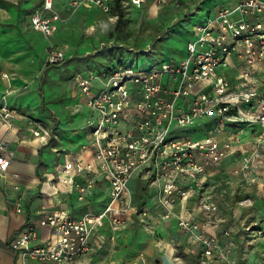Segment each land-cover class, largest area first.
<instances>
[{
    "label": "built area",
    "instance_id": "2783aa9c",
    "mask_svg": "<svg viewBox=\"0 0 264 264\" xmlns=\"http://www.w3.org/2000/svg\"><path fill=\"white\" fill-rule=\"evenodd\" d=\"M143 2L120 1L122 7H139ZM80 3L102 13L113 6V0ZM58 22L52 0H42L28 16L29 28L45 37L57 31ZM151 52V47L128 48L106 73L89 71L73 78L90 111L85 119L90 143L86 157L65 154L59 165L63 176L57 173L55 178L77 188L80 199L94 183L103 182L108 201L102 211L80 218L57 210L27 224L10 243L21 264H76L91 253L101 243L95 231L103 219L108 218L111 231L116 232L133 213L124 199L129 180L146 184L169 211L173 196L180 195V201L186 198L178 187L180 180L195 182L199 172L232 153L246 151L237 147L248 145V141L240 143L246 126L253 127L252 143L264 148V0H236L195 22L178 59L161 60L148 68L134 64L135 57ZM63 58L58 49L50 54L53 63ZM205 123H209L206 135L193 139L190 130L197 133ZM223 135L226 139L220 141ZM38 137L39 146L47 143L48 137ZM3 151L0 143L2 176L9 165ZM240 161L241 169H247L250 158L243 155ZM82 177L84 185L79 182ZM52 190L58 192L56 186ZM134 210L137 222L145 224L148 211ZM177 226L192 240L208 244L204 232L193 238L199 224L192 218L179 215ZM38 228L48 229L49 236L42 238Z\"/></svg>",
    "mask_w": 264,
    "mask_h": 264
},
{
    "label": "rangeland",
    "instance_id": "374dc122",
    "mask_svg": "<svg viewBox=\"0 0 264 264\" xmlns=\"http://www.w3.org/2000/svg\"><path fill=\"white\" fill-rule=\"evenodd\" d=\"M52 1L60 25L55 35L45 37L28 25L30 11L42 0H0V125L5 129L3 139L11 133L14 142L29 144L30 138L45 135L48 141L38 156L55 154L56 160L53 149L62 153L84 142L79 117L71 111L77 91L74 76L86 70H106L119 45L156 43L154 53L134 58L139 68L174 58L172 50L184 46L194 21L199 16L204 20V8L214 2L166 0L160 5L146 0L139 7L124 9L114 0L111 11L102 13L80 0ZM215 1L231 5L235 0ZM56 49L64 55L59 63L50 62ZM83 116H87L85 112ZM190 132L193 139L206 135L201 129ZM251 140L249 136L245 152L238 151L231 160L226 156L209 166L197 174L195 182L180 180L178 187L186 198L180 202V195L173 196L169 211L158 195L147 191L125 195L124 199L136 207L146 197L155 196L145 219L147 226H156L157 220L169 225L179 214L203 225L208 244L191 241L190 233L180 228L176 231L182 237L176 253L192 264H264V148L259 149ZM243 155L250 158L247 169H241L239 156ZM129 186L132 188L133 180ZM202 232L199 228L193 238ZM102 239L104 247L95 254L111 256L117 249V233L105 228Z\"/></svg>",
    "mask_w": 264,
    "mask_h": 264
},
{
    "label": "crops",
    "instance_id": "0c3cea01",
    "mask_svg": "<svg viewBox=\"0 0 264 264\" xmlns=\"http://www.w3.org/2000/svg\"><path fill=\"white\" fill-rule=\"evenodd\" d=\"M120 1L121 0L118 1V5L122 7ZM235 1L233 3H235ZM163 4L164 3H160V5ZM114 5L115 3L113 0V6ZM222 5H226L225 2L218 4L214 0L210 6L204 8L203 16L213 15L216 9ZM128 7L131 8L135 6L127 5L123 8L127 9ZM199 20H201L200 16L197 21ZM197 21H194V23ZM59 25L60 21L58 22V29ZM58 29L53 35L58 32ZM155 44V42L150 40L139 47H121L119 45L114 48L113 51L115 53L106 70H86L77 75L86 74L89 71L96 74H104L112 67L115 60L120 59L124 55L126 49L132 48L134 50H141L151 47L152 54L156 49L154 47ZM172 51L174 52H170L172 55H175L174 58L178 59L183 54L182 44L175 47ZM74 97L75 101L72 104L71 111L79 117V128L84 134V142L77 147L76 144L75 147H73L74 145L71 146V148L68 147L67 151L62 153L59 151L57 153V150L53 149L58 155L57 160L54 159L55 154L50 156L44 155L41 158L38 156V151L46 144L39 146L38 140L35 139V137L28 140L29 144L18 141L14 142V137L11 133H8L3 139L5 129L3 125H0V143H5L4 151L1 153L5 158L9 159V165L4 176L0 175V264H21L19 254L11 247V240L27 224L36 222L44 213L64 210L71 217L80 218L86 213L94 214L102 211L108 201L107 184L103 182L97 181L94 183L92 187L84 191L82 195L83 198L80 199L77 188L59 183L55 178L57 173L63 176L59 166L63 162V156L65 154L70 156L81 154L84 157L87 154L88 150L86 149L89 147L90 143L89 129L85 125V119L90 115V111L84 105L78 89ZM84 112L87 116H83ZM208 125L209 123L199 125L197 127L198 131L200 129L205 130ZM252 128L251 126H246L244 128L243 133L240 135V143L248 141ZM225 139L226 137L223 135L220 141ZM247 146L248 145H246V148H248ZM237 147L240 149L245 148L242 144H238ZM235 153L230 154L226 160L229 161L234 158ZM241 157L242 156H239L240 159ZM14 174H17V176H14ZM79 182L81 185H84L86 183L85 178H80ZM136 184L137 182L133 179V186L132 188L129 186L130 189L128 188L126 195H135ZM55 186L58 188L57 193H54L52 190ZM152 193L154 192L151 191L149 195H152ZM153 197L154 196L146 197V201L140 202L139 205L133 208H143L148 211V208L151 207L150 205L153 201ZM180 206L183 205L180 204ZM17 209L20 210L18 211ZM134 209H131L133 213L131 216L128 215L129 219L126 221L125 225L114 232L115 235L117 233V239L114 241L117 249L111 253V256L100 257L99 255L101 252L95 254L104 247L102 239L104 236V229L109 228L111 230L109 219L105 218L98 224L95 231V237L101 240V243L96 247L99 249L94 253H89L80 257L77 259L76 264H192L186 258L176 253L179 249V241L182 239L181 235L176 233V231H180L177 226L178 215L170 220L169 225L166 222L164 223V221L160 222L157 220L156 226L154 224L147 226L146 224L141 225L137 222L138 215L134 213ZM181 211L183 210L181 209ZM188 212L189 211H187V213ZM161 215L163 217L164 213ZM189 215L192 216V214ZM148 217L149 214L147 213V218ZM191 218L196 221L195 218ZM196 222L198 223V221ZM199 228L204 232L203 225L199 224ZM37 230L42 238H47L49 236L48 229L38 228ZM136 233L139 237L134 238Z\"/></svg>",
    "mask_w": 264,
    "mask_h": 264
},
{
    "label": "trees",
    "instance_id": "16d2710c",
    "mask_svg": "<svg viewBox=\"0 0 264 264\" xmlns=\"http://www.w3.org/2000/svg\"><path fill=\"white\" fill-rule=\"evenodd\" d=\"M142 191H147V186L146 184L142 183V182H137L136 184V191H135V195H138L137 193H141Z\"/></svg>",
    "mask_w": 264,
    "mask_h": 264
},
{
    "label": "bare ground",
    "instance_id": "6f19581e",
    "mask_svg": "<svg viewBox=\"0 0 264 264\" xmlns=\"http://www.w3.org/2000/svg\"><path fill=\"white\" fill-rule=\"evenodd\" d=\"M35 139H37L39 141V137H35Z\"/></svg>",
    "mask_w": 264,
    "mask_h": 264
}]
</instances>
